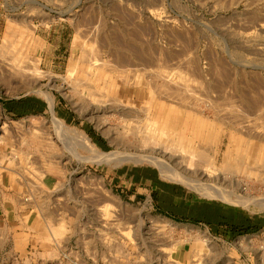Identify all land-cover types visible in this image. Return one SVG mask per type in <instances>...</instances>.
Returning a JSON list of instances; mask_svg holds the SVG:
<instances>
[{"label":"rangeland","instance_id":"374dc122","mask_svg":"<svg viewBox=\"0 0 264 264\" xmlns=\"http://www.w3.org/2000/svg\"><path fill=\"white\" fill-rule=\"evenodd\" d=\"M21 51L40 78L10 73ZM24 98L46 112L9 118ZM50 100L66 127L128 158L90 161ZM134 165L223 206L226 192L227 210L259 224L222 235L173 223L119 181ZM254 199L264 0H0V264H264V207L242 206Z\"/></svg>","mask_w":264,"mask_h":264},{"label":"crops","instance_id":"0c3cea01","mask_svg":"<svg viewBox=\"0 0 264 264\" xmlns=\"http://www.w3.org/2000/svg\"><path fill=\"white\" fill-rule=\"evenodd\" d=\"M26 110L38 114L46 112L45 104L40 100L14 99L5 106V113L9 118L16 117L17 114L26 116ZM119 173V181L126 182L129 189H135L137 196L145 195L155 210L173 223L205 224L213 230L216 228L222 235L259 224L254 218L227 210L217 199H202L189 188L170 184L152 166H129Z\"/></svg>","mask_w":264,"mask_h":264},{"label":"bare ground","instance_id":"6f19581e","mask_svg":"<svg viewBox=\"0 0 264 264\" xmlns=\"http://www.w3.org/2000/svg\"><path fill=\"white\" fill-rule=\"evenodd\" d=\"M21 42L22 41L19 40V44ZM10 64H9L10 73L15 75L19 79L25 80L26 74H29L33 78H37V79L43 75V73L40 70H38L37 67H35V66L29 67L28 68L29 71H26V56H25V53L23 51L17 52L16 54L14 53V55L11 58ZM71 78H73L72 75H71ZM102 98H103V96H102ZM100 101L101 100H99L98 102H100ZM50 102H51L50 105H51L52 115H53V118L55 121V126H56L57 130L63 136H66L65 135V134H67L66 132L70 131L69 134L75 139V141H77L79 143V144L75 145L76 148H79V147L85 148L93 154V157L90 159V161H92L93 163H97V164H109V163L114 162V161H122V160L128 158L126 156L125 157L123 156V158H122L121 155L115 154L114 152L103 153L92 144V142L90 141V139L88 138V136L86 134L78 131L76 128L66 127L63 124L58 113L56 112V109L54 107V102L52 100H50ZM230 113H232V112H230ZM247 125H249V123ZM66 129H68V130L65 131ZM153 135L157 136L158 134L155 132ZM187 147H188L189 152H195V149L193 148L192 144L187 145ZM75 155L78 156L77 153ZM158 162L162 165V167L166 168V164H165L166 162L165 161L159 160ZM212 165L213 164H211V161H210L208 167H212ZM226 165H227V163H226ZM210 172H211V174H213L212 171H210ZM171 173L173 175H175L177 177V179L183 178L181 175L177 174L174 170H172ZM221 195L224 198L223 199L224 203H225L224 206L225 205L228 207L238 206L237 204H235L234 201H232L229 198L228 195H226V192H223ZM251 204L252 205L253 204L261 205L262 207H264V199H254V200H250L247 202L245 201V204H243L242 206H250ZM56 230H57V228H56ZM158 234H162V231L159 230ZM200 256H201V260H202L203 255H200Z\"/></svg>","mask_w":264,"mask_h":264},{"label":"trees","instance_id":"16d2710c","mask_svg":"<svg viewBox=\"0 0 264 264\" xmlns=\"http://www.w3.org/2000/svg\"><path fill=\"white\" fill-rule=\"evenodd\" d=\"M90 134H91L92 138H93L95 141L98 140V138H96V137L93 135L92 132H91Z\"/></svg>","mask_w":264,"mask_h":264}]
</instances>
